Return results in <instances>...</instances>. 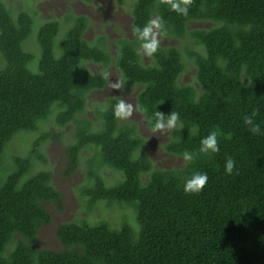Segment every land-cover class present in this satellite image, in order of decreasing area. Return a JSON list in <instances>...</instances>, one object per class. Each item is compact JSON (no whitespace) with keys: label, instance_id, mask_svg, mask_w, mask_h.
<instances>
[{"label":"trees","instance_id":"obj_1","mask_svg":"<svg viewBox=\"0 0 264 264\" xmlns=\"http://www.w3.org/2000/svg\"><path fill=\"white\" fill-rule=\"evenodd\" d=\"M12 11L0 0V264H264V135L244 123L256 110L254 121L264 129V0H193L187 16L164 0H134L133 30L156 14L160 33L189 34L199 46L189 51L196 88L179 84L185 64L177 47L158 43L153 62L144 64L137 37L118 40L116 65L129 83L143 85L137 100L150 126L157 111L179 114L165 149L195 158L173 169L155 167L137 125L120 122L118 98L97 106V121L82 117L89 93L107 84L105 66L112 59L103 37L94 43L84 37L86 15H77L59 40L60 22L42 23L36 62L26 45L35 17ZM195 20L213 25L189 30ZM88 62L104 70L93 72ZM47 103L57 104V124L73 132L67 173L85 150L91 153L87 181L79 187L88 210L100 203L129 210L117 225L108 219L60 223V250L39 242L40 229L53 218L45 204L62 209L51 172H33L38 159L46 161L48 136L34 137L30 153L14 161L8 153L21 131L36 130L40 118L31 110ZM212 131L219 132V152L199 153L201 139ZM228 158L235 162L231 175L225 172ZM105 167L121 176L109 178ZM193 172L207 173L208 181L200 193H185Z\"/></svg>","mask_w":264,"mask_h":264},{"label":"rangeland","instance_id":"obj_2","mask_svg":"<svg viewBox=\"0 0 264 264\" xmlns=\"http://www.w3.org/2000/svg\"><path fill=\"white\" fill-rule=\"evenodd\" d=\"M6 5L12 9L16 15L19 11L26 10L35 17V25L33 32L26 42L28 49L34 50L36 54V62L40 58L41 48L38 42V30L42 23L48 20H58L60 22L61 32L58 40L61 39L67 30L72 26L73 19L77 15H86L89 19L88 27L84 37L94 43L101 37L105 40L107 50L111 55V62L105 66L108 72V82L102 89L93 90L88 95V106L86 113L82 117H90L97 121V106L107 103L109 98L116 97L126 106H131V115L127 118H120L121 123L136 124L139 133L147 141L143 150L147 151L153 160L155 167L164 169H173L181 167L184 163L182 156L169 153L165 149V144L169 140L170 130L153 132L147 118L139 108L137 95L143 88L141 84H131L122 75V72L116 65L118 56V40L123 37L135 38L133 30V7L134 0H4ZM152 20H158L154 14ZM213 25L210 21H191L188 25L189 30L197 28H209ZM158 43L177 47L182 55L185 69L180 76V85H192L200 88L197 79V67L193 58L189 55L190 50H196L199 46L187 34L184 38H178L167 34L160 33L159 29L154 28ZM56 39V40H57ZM57 42V41H56ZM142 44V42H141ZM139 51L144 64L152 63V59L147 55L142 46ZM1 58V57H0ZM1 60V59H0ZM89 68L93 72L104 70L102 64L88 62ZM0 68L1 63H0ZM119 84V87H113ZM56 111V110H55ZM70 126L60 127L56 122L55 113L47 120L39 123L38 130L34 132L20 133L16 137L8 153L16 154L15 156H25L30 153L32 145L37 135L46 134L48 137L44 141L42 151L45 154L46 161L37 160L33 172L39 170H47L51 172L53 177V185L62 194V209H58V203L45 204L46 208L53 215L51 222L40 229L39 242L42 248L60 250L63 248L62 243L57 238V227L62 222H69L78 219H87L89 221H97L100 219H108L113 225H117L121 216L129 211L122 208L118 204L108 207L105 203H100L101 208L88 210L86 203L81 199L79 187L87 181L86 175V158L91 154L89 150L82 153L81 163L76 169L67 173L69 157L65 151L67 145L73 140V132ZM63 132L62 135L55 137L49 136L47 132ZM24 132V131H21ZM33 140L31 147L27 153L25 151ZM104 172L108 177L114 179L120 174H112L109 167L104 168ZM110 180V179H109Z\"/></svg>","mask_w":264,"mask_h":264},{"label":"clouds","instance_id":"obj_3","mask_svg":"<svg viewBox=\"0 0 264 264\" xmlns=\"http://www.w3.org/2000/svg\"><path fill=\"white\" fill-rule=\"evenodd\" d=\"M164 2L169 4L171 10L175 11L177 14L187 16L189 13V7L192 4L193 0H164ZM162 27L163 25L161 21L152 20L148 25H146L142 29L139 27L134 29L137 39L142 42L141 46L144 52L149 56L156 53L158 49V40L156 33L154 32L153 29L154 28L162 29ZM113 87L118 88L119 84H114ZM54 113H55V117L58 115V113H62V110L57 107L56 103L54 104L47 103L46 105L40 108L31 110V114L35 117L40 118V120L44 117H46L47 120ZM256 114H257L256 110H253L251 115H247L244 117V123L245 125L248 126V130L252 134L264 135V129L261 128L260 124L255 123L254 121V117L256 116ZM115 115L119 118H127L128 116L131 115V106L130 105L126 106L123 102H121L116 106ZM154 120L155 123L153 126V132L171 130L176 128L177 122L179 120V114L174 111H172L170 114H165L161 111H157L154 113ZM39 121L36 130H38L39 128V123L42 122ZM36 130L33 131L23 130L24 132L22 133L34 132ZM218 135H219L218 131H212L207 136L202 138L200 141L199 153L209 155L219 152L220 149L218 146V139H217ZM194 158L195 156L191 152L183 153V159L186 162L191 163L194 160ZM234 163L235 162L231 158H228L226 160V164H225L226 174L231 175L233 173ZM207 181H208L207 173L193 172L190 177L186 178L183 190L185 193H200L204 189Z\"/></svg>","mask_w":264,"mask_h":264}]
</instances>
